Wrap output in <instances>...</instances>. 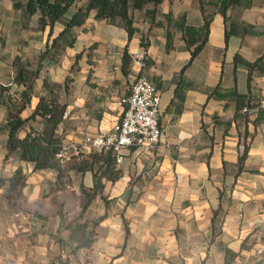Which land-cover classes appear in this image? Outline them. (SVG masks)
<instances>
[{
    "label": "crops",
    "instance_id": "crops-1",
    "mask_svg": "<svg viewBox=\"0 0 264 264\" xmlns=\"http://www.w3.org/2000/svg\"><path fill=\"white\" fill-rule=\"evenodd\" d=\"M26 1L0 0V86L16 95L26 87L18 72L29 78L22 117L39 95L55 96L66 104L62 144L87 153L146 76L160 93L161 134L152 150L124 149L121 175L82 209L70 197L92 187L93 170L72 168L65 182L56 168L8 151L0 100V177L24 179L16 196L7 195L9 179L0 181V264H264V0L148 1L130 9L129 39L119 16L108 21L96 8L64 30L85 0L49 33ZM41 125L29 117L18 135ZM80 221L95 230L89 248L69 239Z\"/></svg>",
    "mask_w": 264,
    "mask_h": 264
},
{
    "label": "trees",
    "instance_id": "trees-1",
    "mask_svg": "<svg viewBox=\"0 0 264 264\" xmlns=\"http://www.w3.org/2000/svg\"><path fill=\"white\" fill-rule=\"evenodd\" d=\"M75 1L76 0H27L25 2V10L29 13L38 11L39 23L42 26L48 25V31L50 33L59 15L66 11ZM148 1L159 2L160 0H85L84 6H80L69 17L65 23L64 30L68 29L73 24L81 22L90 8H96L98 16L108 21H114V19L119 16L127 29L129 39L134 30L130 9L134 7L140 8ZM204 26L206 32L208 28L207 18H205ZM199 46L200 44L191 51L189 61L194 57ZM122 59V65L125 68L131 59L127 45L124 47ZM252 64H250V66ZM21 73L22 72L19 71L18 75L14 78L16 82L21 80L26 85L20 93L18 92L15 95L9 92L10 85L0 86V100L8 107L6 120V125L8 127L6 146L8 151H18L19 157L32 160L35 168H56L58 177L65 182L71 180L70 170L72 168L80 172H84L87 169L93 170L92 187L87 189L80 185V190L85 197V200L81 204L83 209L89 201L102 190L107 180L113 181L121 175V170L116 167L115 155L110 149L93 148L87 153H72L66 159H62V157L58 156V151L62 142L61 136L57 131V125L66 112V104L53 95L41 94L28 116L22 117L20 111L29 100L30 83L28 82L29 78H24ZM36 116L42 121L41 127L36 128L32 126L24 136H19L18 130L24 121L29 117ZM242 145V151L238 156L239 166H241L247 152L248 139H244ZM4 179H9L10 182L7 195L16 196L19 193L20 186L24 183L23 176L15 172L7 178L0 177V181ZM101 194L103 193L101 192ZM69 239L75 242L74 247L76 249L81 247L89 248L95 239V230L93 227H89L86 221L76 222L70 230Z\"/></svg>",
    "mask_w": 264,
    "mask_h": 264
},
{
    "label": "built area",
    "instance_id": "built-area-1",
    "mask_svg": "<svg viewBox=\"0 0 264 264\" xmlns=\"http://www.w3.org/2000/svg\"><path fill=\"white\" fill-rule=\"evenodd\" d=\"M159 113V90L148 77L140 76L124 98L123 112L112 130L96 134L89 141V145L91 149H110L115 155L116 163L123 159V151L129 146L152 150L156 147L161 134ZM79 152L78 146L73 143L61 144L58 156L66 159L70 154Z\"/></svg>",
    "mask_w": 264,
    "mask_h": 264
},
{
    "label": "rangeland",
    "instance_id": "rangeland-1",
    "mask_svg": "<svg viewBox=\"0 0 264 264\" xmlns=\"http://www.w3.org/2000/svg\"><path fill=\"white\" fill-rule=\"evenodd\" d=\"M68 186H69L68 184L64 185V187L70 189ZM68 192L70 193V190H68ZM69 193H68V194H69ZM72 195H73V196L70 197V199H72V197H74V198L72 199V202H73L74 200H76L77 202L82 203V202L85 200V198H84L83 195H82V197H75V194H74V193H73ZM74 208H75V205L73 204L72 207H71L72 210H71V212H70V215L73 214V213H76V210H75Z\"/></svg>",
    "mask_w": 264,
    "mask_h": 264
}]
</instances>
